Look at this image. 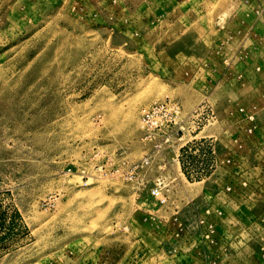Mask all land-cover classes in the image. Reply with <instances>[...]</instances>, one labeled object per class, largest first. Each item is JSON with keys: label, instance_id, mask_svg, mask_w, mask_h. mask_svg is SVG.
<instances>
[{"label": "rangeland", "instance_id": "1", "mask_svg": "<svg viewBox=\"0 0 264 264\" xmlns=\"http://www.w3.org/2000/svg\"><path fill=\"white\" fill-rule=\"evenodd\" d=\"M0 264H264V0H0Z\"/></svg>", "mask_w": 264, "mask_h": 264}, {"label": "built area", "instance_id": "2", "mask_svg": "<svg viewBox=\"0 0 264 264\" xmlns=\"http://www.w3.org/2000/svg\"><path fill=\"white\" fill-rule=\"evenodd\" d=\"M142 121L147 130V136L160 137L162 143L180 135L184 131L185 122L200 121L206 116H181V109L177 102L166 99L155 102L142 111ZM161 143L157 146L160 149ZM161 180H159V183ZM156 194H160V187H155Z\"/></svg>", "mask_w": 264, "mask_h": 264}]
</instances>
